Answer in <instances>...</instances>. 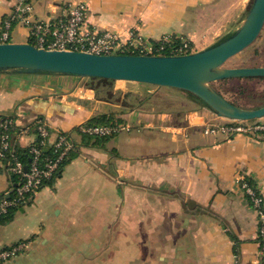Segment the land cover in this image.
Returning a JSON list of instances; mask_svg holds the SVG:
<instances>
[{
	"label": "crops",
	"instance_id": "obj_1",
	"mask_svg": "<svg viewBox=\"0 0 264 264\" xmlns=\"http://www.w3.org/2000/svg\"><path fill=\"white\" fill-rule=\"evenodd\" d=\"M85 1L86 24L127 43L183 37L196 51L235 27L252 0H29L36 21L65 18ZM18 0H0V34ZM12 43L37 45L30 26L14 20ZM52 40L50 33L45 35ZM77 76L0 74V118L20 129L43 119L74 144L72 160L0 223V249L28 241L6 264H264L259 217L241 180L264 198V133H204L222 124L206 108L166 103L171 88ZM181 97V96H180ZM183 99V98H182ZM184 100V99H183ZM186 101V100H185ZM187 102V101H186ZM99 116L130 126L99 145L78 132ZM55 136L51 141L55 140ZM27 148L32 132L15 135ZM0 160V198L15 179Z\"/></svg>",
	"mask_w": 264,
	"mask_h": 264
},
{
	"label": "water",
	"instance_id": "obj_2",
	"mask_svg": "<svg viewBox=\"0 0 264 264\" xmlns=\"http://www.w3.org/2000/svg\"><path fill=\"white\" fill-rule=\"evenodd\" d=\"M263 29L264 0H252L235 27L204 49L184 55H102L50 50L31 43H0V74L77 76L173 88L193 94L218 117L264 119V106H238L213 85L233 78H264V66L226 67L257 41Z\"/></svg>",
	"mask_w": 264,
	"mask_h": 264
},
{
	"label": "built area",
	"instance_id": "obj_3",
	"mask_svg": "<svg viewBox=\"0 0 264 264\" xmlns=\"http://www.w3.org/2000/svg\"><path fill=\"white\" fill-rule=\"evenodd\" d=\"M88 6L81 1L70 7L65 18H59L53 23L39 22L33 17V7L29 0H18L11 16L4 22V32L0 34V43L9 42V29L14 20L20 21L33 30L37 36V47L50 50H71L88 52L93 54H139V55H184L192 52L191 43L183 37H172L161 39L159 42H146L143 38L133 35L129 42L123 43L119 37L106 32L100 33L86 24ZM50 33L52 40L47 41L45 35ZM179 42V43H178ZM222 124H205L204 133L216 135L220 132L226 134H244L258 136L264 133V119L255 121H238L225 119ZM38 136L41 138V145L49 140L51 131L44 121H36ZM18 126L16 121L4 116L0 118V160L9 157L8 170L18 177V182L13 190V195L0 198V218L6 216L14 207H20L28 203L44 187V183L59 171L62 162L74 149V144L68 135L60 132L52 147L55 155L44 156L43 151L32 142L30 153L32 161L26 165L18 159L12 144V130ZM30 127L25 128L28 131ZM24 129L21 130V132ZM24 130V131H25ZM78 130L86 135L94 137H107L118 134L122 131H130V126L122 124H111L94 126L82 124ZM28 167V170H26ZM241 188L250 198L253 207L259 217V241L260 256H264V198L249 182L243 178ZM29 247V242H19L0 249V264H6L13 260Z\"/></svg>",
	"mask_w": 264,
	"mask_h": 264
},
{
	"label": "rangeland",
	"instance_id": "obj_4",
	"mask_svg": "<svg viewBox=\"0 0 264 264\" xmlns=\"http://www.w3.org/2000/svg\"><path fill=\"white\" fill-rule=\"evenodd\" d=\"M251 4V2H250ZM88 14V13H87ZM172 37L167 35L163 37ZM162 38V39H163ZM177 38V37H176ZM12 36L9 43L14 42ZM192 52L196 51V46L191 44ZM264 66V29L257 41L249 48L233 57L226 63V67H257ZM228 100L244 108H258L264 106V79L258 78H233L223 80L213 84ZM166 103L169 105H186L188 108H194L182 99L179 95H169ZM124 125V124H122ZM131 129V128H130ZM123 132V131H122Z\"/></svg>",
	"mask_w": 264,
	"mask_h": 264
},
{
	"label": "trees",
	"instance_id": "obj_5",
	"mask_svg": "<svg viewBox=\"0 0 264 264\" xmlns=\"http://www.w3.org/2000/svg\"><path fill=\"white\" fill-rule=\"evenodd\" d=\"M172 38L174 40H176V41L179 40L175 36H173ZM88 79L99 82V84L97 86L96 85L92 86L97 91L98 96L102 95V92H103V91L100 90V84H111V83L114 82L113 80H108V79H98V78H88ZM258 79H264V78H258ZM227 80H229V79H227ZM171 89H173V88H171ZM173 90L177 91L179 93L178 95L181 96L187 102L196 103L198 108H202V107L205 108L203 106V104L201 102H199L193 94H191L189 92H186V91H182V90H177V89H173ZM11 118H13V117H11ZM39 121H43V119H40ZM252 121H255V120H252ZM87 124L88 125H94V126H102V125H111V124H114V125L118 124L119 125L121 123H119L118 121H116L112 117L99 116V117H96V118L92 119ZM21 130L22 129H20V127H18V126H16L12 130V134H14V135L12 136V140L11 141H12L13 148L15 149L16 156L18 157V159L20 161H22L23 163H25L26 165H29L31 163V161H32V154L30 153V147L28 146L27 148H22V147H20V145L15 143V138L14 137H15L16 134L20 133ZM50 131H51V135L48 138L49 140L47 141V143L45 145H41V138L38 136L37 125L36 124H32L30 126V129L28 130L29 133L32 132L36 136V139H35L33 144L38 146L43 151L44 156L52 157L53 155H55L53 147H52V144L56 140V138H55V140L50 142L52 137L55 136V133L51 129H50ZM78 132L81 133L79 130H78ZM60 133L63 134V135H67L64 132H60ZM82 135H83L84 139L87 140V142L92 141L93 144H97L98 143L99 145H102V144L106 143V141L111 137V136H107V137H97L96 136V137H94V136H89V135H86V134H82ZM73 156H74V151L72 150V152H70L68 157L62 162L59 171L52 177V179L47 180L44 183V187L51 186L54 183L55 177H58V173L61 172L63 170V168L72 160ZM1 161L5 162V163L7 162V165H8L9 157L7 156L6 158H4ZM13 176H14L15 183H16L15 186H14V189H15V187L17 185V182H18V177L16 175H13ZM248 182H249L250 185L253 186L251 180H248ZM11 195H13V192L11 193ZM18 209H19V207L12 208L10 210V212L6 216H3V217L0 218V223L2 221H4V220L10 219L11 216L13 215V213L15 211H17Z\"/></svg>",
	"mask_w": 264,
	"mask_h": 264
}]
</instances>
